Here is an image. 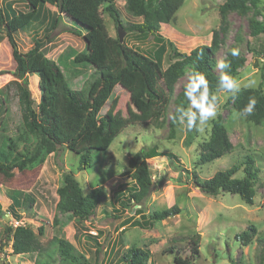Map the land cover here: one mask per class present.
<instances>
[{
	"label": "rangeland",
	"instance_id": "obj_1",
	"mask_svg": "<svg viewBox=\"0 0 264 264\" xmlns=\"http://www.w3.org/2000/svg\"><path fill=\"white\" fill-rule=\"evenodd\" d=\"M225 1H183L173 19L160 26L167 49L162 57V68L165 70L180 59L170 56L169 44L180 54L188 55L198 46H210L213 31L217 30L219 47L213 57L214 72L219 71L216 67L218 60L231 56L230 49H238V56L245 60L243 68L234 76L241 82V91L259 89L264 95V54L257 53L263 46V38L252 37L250 28L251 21L264 25V0H259L256 5L251 0H245L247 10L244 13L227 11L222 16L219 7ZM8 4L16 11L26 10L24 0H0V6ZM113 4L123 27L131 22H141V18L127 12L126 0H113ZM49 7L51 10L48 5L44 8V23H32L23 32L16 33L14 38L18 49L26 52L36 40H41L47 57L52 60L59 56H71L70 50L83 52V39L72 35L69 30L72 23L60 16L55 7ZM58 15L61 21L51 29V19ZM102 15L109 35L117 38V28L105 13L104 6ZM123 42L149 56L156 47L153 36L140 40L125 31ZM72 66L69 64L68 69ZM187 75L185 73L176 81L175 93L185 86ZM35 77L38 79L36 75L27 77L34 106L40 98L38 84L35 88L33 82ZM15 80L12 47L7 38L0 34V90ZM248 80H255V85L243 87ZM97 88L96 85L93 92ZM5 92L8 110L3 121L4 132L14 137L21 125V116L13 89ZM216 95L217 117L203 131L192 130L191 142L187 146V131L177 123L172 128L169 123L174 111L173 103L169 105L165 123L161 127L146 114H138L130 95L116 86L113 100L107 102L99 113L100 117H110L108 132L115 137L106 152L92 151L89 163H85L84 156L66 147L58 148L56 152L45 149L35 164L15 168L12 181L0 179V264L35 262L36 253L14 254L11 241L4 239L5 227L19 225L29 226L36 235L42 226L44 233L39 241L45 249L49 248L53 238L70 243L75 261L62 258L57 253L48 264H124L122 257L131 248L149 253L146 264H174V253L168 254V250L178 248L182 258L189 257L190 239L196 234L201 237L200 249L198 257L191 264H260L264 254V126H256L238 117L229 103L230 93L216 91ZM218 118L222 119L233 148L223 157L200 165L201 146L210 139L211 129ZM119 120L123 122L122 125L117 124ZM2 132L0 127V134ZM140 151L157 154L147 160L152 180L149 194L141 198L139 192L135 193L130 202L133 205L131 210L116 214L113 208L120 207L118 204L112 205L113 193L122 185L132 184L128 161ZM247 155L254 160L259 176L254 185L251 205L241 201L237 194L220 193L213 197L202 194L196 187V178L201 181L210 179L218 171L239 165ZM66 172L73 173L84 194L95 188L103 190L101 203L85 221H78L58 210L57 189L63 185L62 176ZM233 178H243L241 167ZM24 195L34 200L32 207H28L26 202L22 203ZM14 199L21 205L13 204ZM173 206L178 209L177 214L171 213ZM136 208H140L145 215L165 213L167 219L154 223L148 229L121 226ZM115 214L118 218L114 217ZM134 219L139 220V217L135 215ZM246 230L251 236L247 242L239 238Z\"/></svg>",
	"mask_w": 264,
	"mask_h": 264
},
{
	"label": "trees",
	"instance_id": "obj_2",
	"mask_svg": "<svg viewBox=\"0 0 264 264\" xmlns=\"http://www.w3.org/2000/svg\"><path fill=\"white\" fill-rule=\"evenodd\" d=\"M24 1L25 11H16L10 4L0 6V34L7 38L12 47L16 76L15 81L0 90V127L3 130L0 134V179L6 182L14 179L15 168L35 164L45 149H53L56 152L58 148L66 147L84 156L85 163H89L92 151L106 152L115 137L108 132L110 117H100L99 113L107 102L113 100L116 86H120L130 95L138 114H146L147 118H153L161 127L165 123L167 109L173 103L174 111L169 119L172 128L176 123L173 119L176 107L181 104L187 106L184 87L175 93V83L185 73L191 70L203 73L209 82L210 91L216 94L220 72H214L213 59L214 52L219 47L217 30L213 31L210 46H198L188 55L180 54L169 44L170 56L180 59L165 70L162 68V57L167 49L160 34V26L173 19L184 0H126L127 12L133 17L141 18V22H131L125 27L122 26L113 0ZM257 2L259 0H251L253 5ZM245 3V0H226L219 9L222 16L227 11L244 13L247 10ZM46 5L55 7L60 16L63 15L72 23L69 30L72 35L83 39V52L70 50L71 56H59L52 60L47 57V50L41 40H36L26 52L18 49L14 38L16 33L23 32L32 23H44ZM103 6L116 28L121 26L128 35H135L140 40L153 36L156 47L151 56L129 47L123 41L119 42L118 37L109 35L102 15ZM59 15L51 19V29L61 21ZM250 28L252 37L263 38V46L257 53L264 54V25L251 21ZM225 60L230 63L229 71L233 76L245 64V60L239 56H229ZM69 64L73 65L71 69H68ZM32 75L38 77H35L33 82L35 88L38 84L40 92L36 106L27 87V77ZM96 85L98 88L93 92ZM10 89L15 93L21 116V125L14 137L5 134L3 124L8 110V96L5 95V90ZM250 97L256 99V105L253 114L245 119L256 126H264V95L259 89L242 90L234 99L231 96L229 103L232 111L238 113ZM117 124L122 125L123 122L119 120ZM192 133L187 131V146L190 145ZM232 148L223 121L218 118L211 129L210 139L201 146L199 164H209L228 154ZM155 155L157 154L154 152L140 151L129 159L132 184L122 185L113 193L112 205L118 204L120 207L113 208L114 213L122 214L125 210H131L133 205L130 202L135 193L139 192L141 198L148 196L152 180L147 160ZM240 167L243 170V178L236 180L233 175ZM62 177L63 185L57 189L59 212L71 215L78 221H85L101 203L103 190L95 188L84 194L72 172H66ZM258 179L254 160L247 155L239 165L218 171L210 179L201 181L196 178L195 185L202 194L213 197L220 193L237 194L241 201L251 205L254 185ZM25 202L28 207L34 204V200L28 195L23 197L22 203ZM13 204L18 206L21 202L14 199ZM132 213L125 218L121 226L148 229L154 223L167 219L165 213L154 212L145 215L140 208H136ZM171 213L177 214L178 209L173 206ZM116 214L114 217L118 218ZM135 215L139 220L134 219ZM43 233L42 226L38 228L36 235L29 226L23 225L7 226L3 232L5 241H11L14 254L36 253L34 264H48L57 253L62 258L75 261L72 246L68 241L53 238L49 248H43L39 241ZM239 238L249 241V231H244ZM200 240L199 234L190 239V255L186 258L181 257L180 249L170 248L168 254L174 253L173 263L191 264L199 255ZM148 258V252L131 248L123 255L122 261L124 264H146ZM261 262L264 264V254L260 264Z\"/></svg>",
	"mask_w": 264,
	"mask_h": 264
},
{
	"label": "clouds",
	"instance_id": "obj_3",
	"mask_svg": "<svg viewBox=\"0 0 264 264\" xmlns=\"http://www.w3.org/2000/svg\"><path fill=\"white\" fill-rule=\"evenodd\" d=\"M229 54L233 57L239 55L238 49H230ZM220 70L217 81V92L230 93L232 98L241 91V82L234 77L229 69L230 63L225 59H220L216 63ZM255 80H248L243 87L251 88L255 85ZM184 97L187 106L183 104L176 107L174 121L185 131L191 132L194 129L203 131L208 123L218 115V97L210 91L209 82L205 75L199 71L191 70L187 75V83L184 86ZM256 99L250 97L248 103L241 109L237 116L246 118L253 114Z\"/></svg>",
	"mask_w": 264,
	"mask_h": 264
},
{
	"label": "water",
	"instance_id": "obj_4",
	"mask_svg": "<svg viewBox=\"0 0 264 264\" xmlns=\"http://www.w3.org/2000/svg\"><path fill=\"white\" fill-rule=\"evenodd\" d=\"M117 34H118L119 42H122L123 41V37H124V31H123L121 26L117 27Z\"/></svg>",
	"mask_w": 264,
	"mask_h": 264
},
{
	"label": "crops",
	"instance_id": "obj_5",
	"mask_svg": "<svg viewBox=\"0 0 264 264\" xmlns=\"http://www.w3.org/2000/svg\"><path fill=\"white\" fill-rule=\"evenodd\" d=\"M46 8V7H45ZM48 8L51 10V8L48 6Z\"/></svg>",
	"mask_w": 264,
	"mask_h": 264
}]
</instances>
